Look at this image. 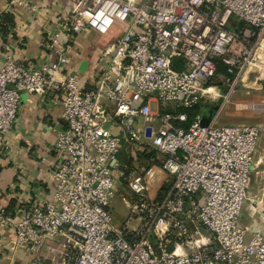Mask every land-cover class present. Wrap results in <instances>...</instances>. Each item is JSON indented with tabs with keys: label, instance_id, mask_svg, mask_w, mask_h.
Returning <instances> with one entry per match:
<instances>
[{
	"label": "built area",
	"instance_id": "1",
	"mask_svg": "<svg viewBox=\"0 0 264 264\" xmlns=\"http://www.w3.org/2000/svg\"><path fill=\"white\" fill-rule=\"evenodd\" d=\"M66 2L38 63L7 45L0 66V153L25 96L50 98L65 123L43 186L12 211L0 206L7 251L26 264H264V215L242 224L264 125L220 122L244 77L264 83V0ZM9 5L38 11L36 0ZM88 31L113 42L91 71L72 69ZM220 99L208 124L200 114L189 123L185 110ZM123 187L129 213L116 224Z\"/></svg>",
	"mask_w": 264,
	"mask_h": 264
},
{
	"label": "crops",
	"instance_id": "2",
	"mask_svg": "<svg viewBox=\"0 0 264 264\" xmlns=\"http://www.w3.org/2000/svg\"><path fill=\"white\" fill-rule=\"evenodd\" d=\"M9 1L0 0L1 23L4 15L12 19V23L0 31V66L4 63L7 45H12L18 60L38 63L41 59V36L48 29H56L55 15L66 11L68 3L56 0L54 9L49 11L42 0H36L38 11L31 13L20 7L11 8ZM10 33L14 34V38L10 37ZM112 42V35L102 37L91 31L85 32L73 44L70 68H81L83 62H87V71H91L97 56ZM62 115V107L54 105L50 98L23 97L7 148L0 153V206L12 211L19 200L28 199L31 192L43 186L53 158L57 132L65 128ZM125 159L123 157V161ZM252 173H264V141L259 143L255 153ZM255 194L261 195L262 199L257 201L256 212L250 213V204L247 205L242 216V224L246 227L258 226L261 222L259 217L264 215V174ZM12 238V232L0 231V264H26L23 256L14 257L5 248Z\"/></svg>",
	"mask_w": 264,
	"mask_h": 264
},
{
	"label": "rangeland",
	"instance_id": "3",
	"mask_svg": "<svg viewBox=\"0 0 264 264\" xmlns=\"http://www.w3.org/2000/svg\"><path fill=\"white\" fill-rule=\"evenodd\" d=\"M100 38V37H98ZM250 82H254L251 80ZM228 92V89H220V93L224 96ZM223 100L218 102H212L209 100H203L198 107L199 114L202 117H206L212 120L218 109L221 107ZM220 122L227 123H254L258 125H264V83L259 82L256 86L248 88L246 85L236 87L232 92L229 101L225 104L221 116ZM264 134L261 136L260 144L264 141ZM123 161V156L120 157ZM140 162H145V158L138 159ZM125 162V161H123ZM263 174H251L250 187L248 191V202L246 201L244 206L246 207L251 201H255L254 206L257 205V201L262 199V196L255 194L256 190L261 186L263 182ZM165 191L163 184V178L157 177L156 184L151 192L152 197H160ZM121 193L118 194L112 203L111 211L116 224H120L127 217L129 211L126 205L122 203L121 196H127L130 198L131 194L126 187L121 189ZM262 193V191H261Z\"/></svg>",
	"mask_w": 264,
	"mask_h": 264
},
{
	"label": "trees",
	"instance_id": "4",
	"mask_svg": "<svg viewBox=\"0 0 264 264\" xmlns=\"http://www.w3.org/2000/svg\"><path fill=\"white\" fill-rule=\"evenodd\" d=\"M10 23H12V19L9 17V15H4L2 23L3 25H1V29L4 30L5 26H8V24L10 25ZM185 111L188 113L189 123H191L194 120L195 116L199 114L198 107Z\"/></svg>",
	"mask_w": 264,
	"mask_h": 264
},
{
	"label": "water",
	"instance_id": "5",
	"mask_svg": "<svg viewBox=\"0 0 264 264\" xmlns=\"http://www.w3.org/2000/svg\"><path fill=\"white\" fill-rule=\"evenodd\" d=\"M86 66H87V62H83L82 66H81V71H85L86 69ZM209 119H207L206 117H203V124L206 125L209 123ZM115 167L117 168V166L115 165ZM122 169V168H120Z\"/></svg>",
	"mask_w": 264,
	"mask_h": 264
},
{
	"label": "bare ground",
	"instance_id": "6",
	"mask_svg": "<svg viewBox=\"0 0 264 264\" xmlns=\"http://www.w3.org/2000/svg\"><path fill=\"white\" fill-rule=\"evenodd\" d=\"M242 85H246L248 88L256 86L253 82H249L246 80V77L242 80Z\"/></svg>",
	"mask_w": 264,
	"mask_h": 264
}]
</instances>
